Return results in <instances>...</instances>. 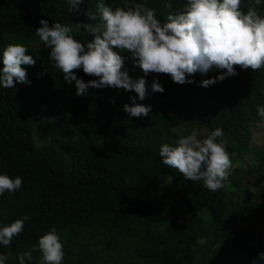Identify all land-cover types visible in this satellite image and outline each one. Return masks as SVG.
I'll return each instance as SVG.
<instances>
[{"label": "trees", "instance_id": "trees-1", "mask_svg": "<svg viewBox=\"0 0 264 264\" xmlns=\"http://www.w3.org/2000/svg\"><path fill=\"white\" fill-rule=\"evenodd\" d=\"M105 2L123 5V0ZM144 2L163 22L169 12L183 10L187 0ZM96 3L85 0L77 15L69 12L67 0H0V51L7 41L18 40L9 35H36L41 18L50 25L55 20L76 27L95 24L98 20L84 12H95ZM253 7L264 15V4L241 0L243 12ZM78 28L74 37L87 43L91 35ZM28 51L37 60L26 65L31 83L0 88V172L24 180L21 189L0 196V224L30 218L10 245H0L9 256L7 264H19V254L29 250L28 264H41L42 254L32 246L53 227L64 244L63 264H264V218L254 244L237 229L241 218L264 213V148L251 147L252 124L262 123L264 129L257 113L264 105V68L234 65L237 75L208 87L200 81L226 69L192 74L191 84L150 73L148 80L158 75L165 91L137 101L152 106L148 117H130L123 105L132 103L134 91L110 86L67 98L50 48L30 46ZM121 54L130 57L125 64L131 76L143 75L131 53ZM73 71L85 81L96 78ZM182 120L194 125L179 128ZM35 126H41V134ZM217 127L224 129L217 141L233 162L222 189L212 192L202 180L186 179L162 163L163 143L174 144L193 128L203 138ZM247 154L256 160L244 158ZM241 158L245 165H238ZM248 179L255 188L243 197Z\"/></svg>", "mask_w": 264, "mask_h": 264}, {"label": "clouds", "instance_id": "clouds-1", "mask_svg": "<svg viewBox=\"0 0 264 264\" xmlns=\"http://www.w3.org/2000/svg\"><path fill=\"white\" fill-rule=\"evenodd\" d=\"M255 5L264 0H250ZM69 12L79 15L85 0H67ZM241 0H187L183 10L169 12L165 21L156 16V9L146 6L144 0H123L122 6L112 7L105 0H97L96 11L90 8L84 15L97 23H79L91 39L83 43L73 35V27L55 20L41 18L35 34L44 46L50 48L49 58L63 73L68 85L75 82V94L87 95L89 88L116 87L134 91L131 104L123 110L130 117H148L152 106L138 103L156 92L165 91L154 75L169 74L173 82L195 83L197 72L207 74L211 69H226L217 76L203 79L201 86L208 87L217 81L237 75L234 65L252 70L264 68V15L253 7L245 13ZM171 8V3L167 4ZM131 53L134 66L143 75L133 77L125 61ZM37 60L22 43H9L0 51V88H15L17 82L31 83L28 69ZM74 69L96 78L84 80ZM264 118V105L257 106ZM224 129L217 127L203 138L193 128L180 136L174 144L163 143L159 149L162 163L178 169L186 179L203 181L204 187L215 192L222 189L233 169V162L225 144L218 142ZM23 177H11L0 172V196L21 189ZM28 216L15 219L10 224H0V245L8 246L13 237L24 230ZM33 249L38 250L41 264H63L64 244L58 230L53 227L38 238ZM9 256L0 252V264H7ZM19 264L33 259L31 250L19 254Z\"/></svg>", "mask_w": 264, "mask_h": 264}, {"label": "rangeland", "instance_id": "rangeland-1", "mask_svg": "<svg viewBox=\"0 0 264 264\" xmlns=\"http://www.w3.org/2000/svg\"><path fill=\"white\" fill-rule=\"evenodd\" d=\"M73 27L74 30L79 29L78 27L74 26V25H70ZM7 38H18V40H14V43H22L27 45L28 47L33 46V47H41L44 46L43 42L39 40V37L34 35V36H30L27 38H23V37H18V36H14V35H9L7 36ZM23 41H20V40ZM9 43L11 42H6L5 45L3 46L6 47ZM2 48V50H3ZM1 50V51H2ZM26 67V65H25ZM75 86L73 85H68L66 83V92H68V97L71 96V94L73 93V95L75 94ZM94 92V88H89L88 94H92ZM67 109V108H66ZM70 109L64 110L66 111V113L69 112ZM262 123H253L252 124V137H251V147L254 149H263L264 148V129L262 128ZM193 120H182L178 127L179 128H183L186 126H193ZM35 133H39L41 134V126H35ZM200 132V131H199ZM201 133V132H200ZM244 158L249 159L250 161H255L256 157H254L253 154L250 155H245L243 156ZM238 165H245V162L243 160V158H241L238 162ZM253 180L248 179L247 183L244 185V188L241 190V194L243 195V197H245V192L247 189H254L255 188V183L252 182ZM264 218V213H261L256 217H253L252 219H246V218H241L237 224V229L239 231L240 234H242L243 236L245 235L246 237H248V243L249 244H254L256 242L259 241V236L261 234V231H259V228L262 226V220ZM261 229V228H260ZM263 256H264V252H262Z\"/></svg>", "mask_w": 264, "mask_h": 264}]
</instances>
